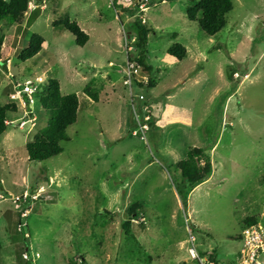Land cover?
<instances>
[{"label":"rangeland","instance_id":"rangeland-1","mask_svg":"<svg viewBox=\"0 0 264 264\" xmlns=\"http://www.w3.org/2000/svg\"><path fill=\"white\" fill-rule=\"evenodd\" d=\"M199 1L29 0L0 22V105L16 107L0 135V264H198L192 247L236 264L243 220L264 233V0H231L214 37L186 17ZM63 20L88 36L83 47ZM137 23L148 30L143 53ZM32 35L44 43L22 62ZM173 44L183 60L167 55ZM140 54L151 76L138 68L127 86ZM50 80L77 95V118L61 154L30 162ZM28 81L31 104L15 90ZM191 148L208 153L211 173L183 207L176 164Z\"/></svg>","mask_w":264,"mask_h":264},{"label":"trees","instance_id":"trees-1","mask_svg":"<svg viewBox=\"0 0 264 264\" xmlns=\"http://www.w3.org/2000/svg\"><path fill=\"white\" fill-rule=\"evenodd\" d=\"M28 3L29 0H0V22L24 14L27 11ZM231 10V0H200L199 3L186 9V17L190 22L197 23L207 37H214L224 28L225 16ZM61 24L74 37L75 44L78 47H83L88 36L75 23L63 20ZM136 28L133 46L143 53L147 43L148 30L140 23L136 24ZM43 43L44 40L40 36L32 35L28 47L19 56L20 61L26 62L36 56ZM166 53L169 57L181 61L186 55V50L180 44H173ZM2 63L5 64V62ZM136 65L141 69L142 74L151 76V68L145 64L143 55L140 54L137 57ZM228 79L231 80L230 75H228ZM84 91L92 101H97L96 93ZM40 104L48 114V119L46 126L37 131L32 140L25 145L27 158L30 162H42L62 153L61 143L69 140L66 130L76 122L79 106L77 95L75 93L63 95L56 80L49 81L45 93L40 98ZM15 111L16 107L13 104L0 105V135L6 130L7 114ZM176 169L180 175V186L177 188V194L183 207H185L186 192L188 193L194 186L200 184L211 173L209 155L203 149L191 148L188 150L185 159L176 164ZM260 183L264 184V175L261 176ZM135 207L136 204L133 205L122 224L126 233L130 219L137 217L134 212ZM243 225L245 227L256 225V220L245 218ZM140 226L142 227L141 223ZM208 263L219 264L214 254L208 256ZM68 264H86V262L82 256H79L77 262L70 261Z\"/></svg>","mask_w":264,"mask_h":264},{"label":"built area","instance_id":"built-area-1","mask_svg":"<svg viewBox=\"0 0 264 264\" xmlns=\"http://www.w3.org/2000/svg\"><path fill=\"white\" fill-rule=\"evenodd\" d=\"M128 65V64H127ZM139 67L128 65V73L125 75L127 86L131 84L132 75ZM16 93L24 103H32L35 96L36 87L32 82L28 81L23 84L16 85ZM25 98V100H24ZM141 129H145L143 126ZM26 199V196H23ZM19 198H15L18 201ZM27 211L21 213V217H25ZM22 225H19V228ZM243 250L240 253L238 262L236 264H264V233L260 227L250 226L243 231ZM193 242V241H192ZM189 255L192 260L197 261L198 264H209L208 261L202 260L196 250L192 247L189 250Z\"/></svg>","mask_w":264,"mask_h":264}]
</instances>
